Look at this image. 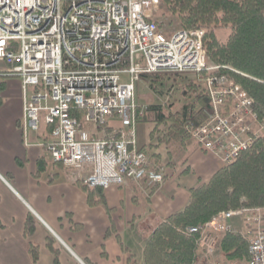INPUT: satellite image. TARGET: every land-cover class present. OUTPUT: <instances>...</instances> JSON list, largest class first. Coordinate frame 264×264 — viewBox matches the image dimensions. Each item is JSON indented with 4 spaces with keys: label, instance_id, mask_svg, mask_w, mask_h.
Masks as SVG:
<instances>
[{
    "label": "built area",
    "instance_id": "1",
    "mask_svg": "<svg viewBox=\"0 0 264 264\" xmlns=\"http://www.w3.org/2000/svg\"><path fill=\"white\" fill-rule=\"evenodd\" d=\"M160 7L161 0H0V62L8 67L0 77L21 84L26 145L32 146L29 135L42 134L37 145L51 162L80 173L89 188L160 187L165 164L138 145L136 127L147 106L136 101L137 84L156 73L219 70L207 64L205 31L163 32ZM204 87L213 112L192 138L221 166L232 164L264 137V116L226 74L208 77ZM163 136L153 132L150 145L160 146ZM188 233L199 235L194 264H238L222 252L226 234L245 236L248 264H264V208L221 212Z\"/></svg>",
    "mask_w": 264,
    "mask_h": 264
},
{
    "label": "crops",
    "instance_id": "2",
    "mask_svg": "<svg viewBox=\"0 0 264 264\" xmlns=\"http://www.w3.org/2000/svg\"><path fill=\"white\" fill-rule=\"evenodd\" d=\"M6 68L0 62V70ZM0 89V264H53L50 236L57 240L60 264H144L153 232L183 211L191 191L220 168L215 157L196 146L185 163L170 159L165 145H150L155 123L141 122L138 145L152 161L165 164V182L154 191L132 182L112 186L104 190V204L91 205L80 173L52 163L47 150L37 145L45 139L42 134L29 135L32 146L26 145L20 82L0 77ZM111 125L120 123L113 119ZM41 160L46 162L42 167ZM30 217L36 227L27 237ZM31 245L39 247L37 263Z\"/></svg>",
    "mask_w": 264,
    "mask_h": 264
},
{
    "label": "trees",
    "instance_id": "3",
    "mask_svg": "<svg viewBox=\"0 0 264 264\" xmlns=\"http://www.w3.org/2000/svg\"><path fill=\"white\" fill-rule=\"evenodd\" d=\"M161 8L177 17L181 30L205 31L207 64L219 67L218 71L196 75L194 80L180 73H156L142 78L160 96L167 87L166 95L173 100L147 106L146 117L140 122L151 118L158 125L170 123L159 143L167 147L170 159L185 163L193 147H198L192 132L204 125L213 112L204 87L208 77L226 74L234 78L255 100L257 113L264 116V0H161ZM221 29L230 30L225 41L219 37ZM2 104L0 100V107ZM76 115L83 118V112ZM50 131L51 128L45 129L47 134ZM45 163L39 162L41 167ZM82 187L91 205L104 204L103 189ZM242 207L264 208V137L191 191L187 207L163 221L150 236L144 264H194L200 252L199 235L189 234L188 229L202 227L219 213ZM35 227L36 220L30 217L25 235L31 237ZM56 244V238L50 236L47 245L55 255L53 264H60ZM221 249L228 262L249 263V243L243 235H223ZM30 251L37 263L39 247L31 245Z\"/></svg>",
    "mask_w": 264,
    "mask_h": 264
},
{
    "label": "rangeland",
    "instance_id": "4",
    "mask_svg": "<svg viewBox=\"0 0 264 264\" xmlns=\"http://www.w3.org/2000/svg\"><path fill=\"white\" fill-rule=\"evenodd\" d=\"M158 22L161 26V29L165 33L172 34L176 31L181 30L179 27V21H178L177 17L166 13L161 7H160L159 12H158ZM218 33H219V37L223 41H225L228 39V37L230 35V30L229 29H221L218 31ZM188 78L194 80V79H197V76L190 75V76H188ZM164 90L166 91L165 94L163 96H160V95L152 92V90L149 86V83H147L146 81H140L137 84L136 101L138 104H140L142 106H149V105H155V104H165L166 102L172 101L173 100L172 96L166 95L168 93L169 89L166 87ZM148 121L152 122L153 120L150 118ZM153 122L156 125L155 129L153 130L154 133H156V132L158 133L159 131H162V130H163V133L168 131L170 123L158 125L157 122H155V121H153ZM153 132H152V135H153ZM153 139H154V137H153ZM219 166L221 167L220 163H219ZM246 240L248 241L247 238H246ZM248 243H249V241H248Z\"/></svg>",
    "mask_w": 264,
    "mask_h": 264
}]
</instances>
